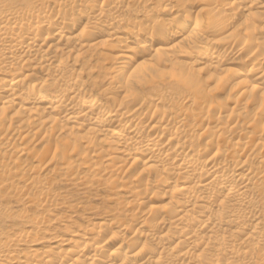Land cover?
Masks as SVG:
<instances>
[{
  "label": "bare ground",
  "instance_id": "6f19581e",
  "mask_svg": "<svg viewBox=\"0 0 264 264\" xmlns=\"http://www.w3.org/2000/svg\"><path fill=\"white\" fill-rule=\"evenodd\" d=\"M155 2L0 0V264H264V0ZM59 177L112 219L38 238Z\"/></svg>",
  "mask_w": 264,
  "mask_h": 264
},
{
  "label": "rangeland",
  "instance_id": "374dc122",
  "mask_svg": "<svg viewBox=\"0 0 264 264\" xmlns=\"http://www.w3.org/2000/svg\"><path fill=\"white\" fill-rule=\"evenodd\" d=\"M152 1L153 3L154 1H156L155 3L160 2L157 0H152ZM200 1L199 0H185L184 5L177 4L175 0L174 1L171 0L169 2H163V3L160 2V4L157 3L159 4L158 6L160 9H164V8L171 9L173 10L174 13L171 15L165 14L164 16L163 15L153 16L152 14L149 16L156 17V18L159 17V19L166 20L167 22H171L173 17H175L176 15L180 16L183 12H188V13L191 12V14L193 15L195 14L197 16H200V13H198V11L201 9ZM176 10L178 11V13H175ZM240 23H241V20H238V19L233 21L232 24L230 25L231 27L227 29L225 34H228L230 30H233L234 28L238 27ZM225 34L221 35L220 37L225 36ZM263 55H264V52H263ZM95 58L92 61H95L96 60ZM97 60L99 61V59ZM83 64L81 62L78 64V66L75 67L76 70L79 71L80 73L81 81L83 80L82 82H84L83 88L84 89L86 88L85 90H87V92L89 91L92 95H95L98 97L101 96L99 91L97 90V86L90 84V82H88L87 77H89L88 74L90 73L91 74L95 73L94 76L103 77L104 73H102V71H100L97 68H95V72H94V69L93 70L91 69L92 70L91 71L90 67L87 66L88 68L87 67L84 68ZM96 69H97V72H96ZM100 80H101V77H100ZM212 87L213 85L211 84L208 87V89H211ZM96 90L98 91V93H96L97 92ZM224 96H225V93H219L217 95L219 99L224 98ZM53 179H55V182L53 183L52 192H55V194H57V198H56L57 201L55 202V207L53 206L52 208H48V209L44 207H36V209L34 208L32 209L31 212L29 211L26 214L27 220H35V218L37 219L44 218L46 221L49 220L48 224L45 223V225H42L40 227L43 233L39 232L38 238L48 237V235H51V236L54 235V236H60V237L66 238L67 234L69 233V232H66V230L67 231L70 230L71 232H75V233H80L82 232V228H83V231L85 228L86 229L89 228L88 225L90 223L92 224V222L94 223V222H98L101 220H107L110 218L112 219L111 215H107L109 214L107 213L110 210L109 208H112L115 205V203L111 200L114 196L112 190H109L106 187L89 188L84 185L83 187L82 185L80 186L71 181L69 182L66 179H63L61 177H59V179L58 178H53ZM21 223L22 222L14 221V223H12V225L11 224L8 225L6 229L11 230L10 231L11 235L15 233H20L22 230L29 229V227H26L25 224L23 225V223L22 224Z\"/></svg>",
  "mask_w": 264,
  "mask_h": 264
}]
</instances>
